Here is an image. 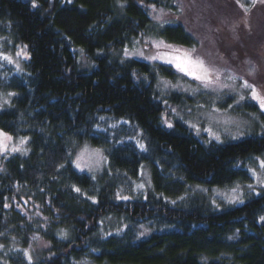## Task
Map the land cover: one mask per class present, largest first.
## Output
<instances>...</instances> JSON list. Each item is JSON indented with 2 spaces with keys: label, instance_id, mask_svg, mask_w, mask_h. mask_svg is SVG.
Listing matches in <instances>:
<instances>
[{
  "label": "trees",
  "instance_id": "obj_1",
  "mask_svg": "<svg viewBox=\"0 0 264 264\" xmlns=\"http://www.w3.org/2000/svg\"><path fill=\"white\" fill-rule=\"evenodd\" d=\"M251 6L264 3L0 0V41H10L1 50L14 57L22 49L0 77V90L13 94L0 130L28 137L25 155L0 154V264H264V191L219 211L167 201L191 186L248 180L240 165L264 153V132L222 142L194 134L176 112H166L195 100L158 90L180 73L123 55L145 37L185 47L206 42L229 65L223 71L264 95V44L259 56H244L245 41L256 37ZM260 24L264 33V17ZM259 73L261 79L251 77ZM233 100L229 95L222 108ZM229 108L262 116L250 99ZM84 144L107 160L95 179L72 166ZM145 167L151 193L116 195L119 180L136 179ZM110 216L156 231L140 239L130 226L103 233Z\"/></svg>",
  "mask_w": 264,
  "mask_h": 264
},
{
  "label": "rangeland",
  "instance_id": "obj_2",
  "mask_svg": "<svg viewBox=\"0 0 264 264\" xmlns=\"http://www.w3.org/2000/svg\"><path fill=\"white\" fill-rule=\"evenodd\" d=\"M246 11H248V13H251L249 23L253 25V34L256 37H254L251 41H245V47H247L248 51L247 49L245 50L244 56H259V51L261 48L260 45L264 44V33L260 30V21L264 17V6H253L251 11L250 9ZM185 14H187V11H185ZM182 16H184L185 18V15H180L178 17L182 18ZM219 21H221V19H218V22ZM255 30L258 31L257 35H255ZM160 40L162 39L155 37H145L142 39H138L136 40V42H133L134 45L127 46L124 49L123 55L125 57H132L145 61H153L148 60L145 57L155 55L157 51H167L163 48L158 50L154 47L152 42ZM166 43L171 44L168 42ZM205 43L206 42L201 43L200 48L199 46L193 47L196 48L195 55L201 57L208 66L214 67L221 71L219 83L214 85L213 87L204 88L200 85L199 81H196L191 77L178 72L173 65L167 64L161 60L153 61L170 65L178 73H180V77L177 78L174 82H170L168 80L160 81L158 90L160 91V93H162V95L167 94L171 91H178L195 100L193 104L186 106V108L183 110L180 109L178 111L177 108L175 109L171 107L167 110L166 114L168 115V117H170V114H172V112H176L175 116L185 121L187 125L192 129L194 134L198 136L205 135L207 139L217 142H222L225 140H238L245 135L263 133L264 118L262 116H264V110H261L258 101L251 98L250 89H242L240 87L244 81L243 78H241L237 74L226 73L225 71H223V69H225V67H229V65L216 54V51H213V48L211 49L210 47H207ZM8 46H10V41L5 42L4 39L3 41H0V53H3L5 55V51L3 52L1 49H5ZM175 46L181 47L183 49L193 48L185 47L182 45ZM16 52L17 55L11 57L10 61L4 58H0V77L6 76L4 72L5 65L9 66V63H15L18 57L22 54V49L18 47ZM141 52L143 53V55L138 54ZM262 63H264L263 60ZM229 75H233L235 79H227ZM251 77L254 78V80L257 78L259 80V78L261 79V74L259 73L258 76L252 75ZM221 84L229 85V87H220ZM172 85H179V87H172ZM12 95L13 94L10 93H3V91L0 90V112H2L10 104V98L12 97ZM229 95H231L234 99L231 103V108L242 107L243 104L246 103V100L250 99L255 102L259 110L262 111V116L260 117L259 114H248L245 116L237 115L229 110L230 105L222 108L221 103H224ZM241 96L244 97L243 100L240 99ZM215 109H219L220 111L216 112L214 111ZM2 132L6 133L4 131ZM7 134L11 136L12 139L10 141H7V148H0V154L4 155L5 157L17 153L25 155L28 150V137L15 136L9 133ZM216 137H219V139L217 140ZM22 140L23 143H21ZM97 150L99 151L98 155ZM262 160H264V153L259 157H251L250 159H248L245 162L247 165H240V167L242 166L241 168H244L247 172L248 180L246 181H236L233 184L225 187L191 186L189 190L181 197H178L176 199L168 198L167 201L171 202L170 204L172 205H179L181 207L185 206L187 208H201L202 210L207 211H219L224 207L226 208L229 206H239L249 198L255 197L264 191V183L260 182L261 180H264V167H261L260 164V161ZM71 161L72 166L76 171L85 173L92 179H95L98 175H100L102 170H104L105 166L107 165V160L103 151L100 148L90 146L89 144L80 146L75 151V154L72 156ZM77 163L80 164V167L76 166ZM118 183L119 184L116 195L120 196L121 198L128 199L132 197L131 195H133V197L135 198H144L148 193H151L152 191L150 173L147 167L142 168L138 178L131 180H127L125 178L119 180ZM249 185H252V188H249ZM233 189H236V191L233 192ZM234 196L239 197V200L230 202L231 198ZM129 226L136 232L137 239L146 238L152 232L156 231L155 227H152V224L150 223L132 224L128 223V221L125 220L124 217L110 216L103 219V231L101 232L108 233L111 231L115 234L122 233V231Z\"/></svg>",
  "mask_w": 264,
  "mask_h": 264
},
{
  "label": "snow or ice",
  "instance_id": "obj_3",
  "mask_svg": "<svg viewBox=\"0 0 264 264\" xmlns=\"http://www.w3.org/2000/svg\"><path fill=\"white\" fill-rule=\"evenodd\" d=\"M237 2L239 3V0H237ZM260 2L264 3V0H260ZM152 43L154 47L157 48L158 50L163 48L166 49L167 51H157L155 55H150L145 57L146 59L153 61L161 60L167 64L173 65L178 72L188 77H191L196 81H199L200 85L204 88H210L219 83L221 77V71L214 67L208 66L201 57L195 55L196 53L195 47L191 49H183L175 45L167 44L163 40L153 41ZM138 54L143 55L142 52ZM0 58L7 59L9 61L11 60V57L5 56L3 53H0ZM254 71L255 69H251L250 74ZM227 79L233 80L235 79V77L233 75H229ZM172 87H179V85H172ZM220 87H229V85L221 84ZM240 87L242 89H250L251 98L258 101L261 110H264V95H262L255 88L254 85L250 84L247 80H244ZM240 99L243 100L244 97L241 96ZM198 107H202V106H198ZM214 111L219 112L220 110L215 109ZM168 126L171 127L170 124ZM11 139L12 137L9 136L7 133H3L2 131H0V148H7V141H10ZM216 139L218 140L219 137H216ZM21 143H23V140L21 141ZM141 147L143 148V145H141ZM14 150H18V149H14ZM98 154L99 151L97 150V155ZM260 164L261 167H264V160L260 161ZM76 166L80 167V164L77 163ZM260 182L264 183V180H261ZM248 187L252 188V185H249ZM76 191H79V189H76ZM235 191L236 189H233V192ZM238 200L239 197L234 196L231 198L230 202L238 201Z\"/></svg>",
  "mask_w": 264,
  "mask_h": 264
}]
</instances>
